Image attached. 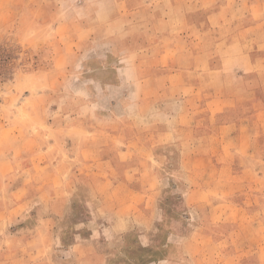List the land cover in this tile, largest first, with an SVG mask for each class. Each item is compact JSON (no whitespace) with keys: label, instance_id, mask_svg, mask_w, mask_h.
Returning <instances> with one entry per match:
<instances>
[{"label":"crops","instance_id":"crops-1","mask_svg":"<svg viewBox=\"0 0 264 264\" xmlns=\"http://www.w3.org/2000/svg\"><path fill=\"white\" fill-rule=\"evenodd\" d=\"M96 2L91 8L87 0L76 4L79 23L98 22L109 31L114 45L122 44L116 58L124 66L116 69L113 85L122 83L124 95L137 96L135 105L141 112L139 118L132 117L128 110L133 103L126 98L124 116L111 119L119 131L108 136L111 144L93 152L109 170L101 169L93 191L100 194L109 181L107 192L101 195L113 196L109 202L114 197L121 201L117 210L109 212L113 223L107 227L117 235L128 231L129 223L139 222L140 246L146 249L149 230L165 219L158 206L161 196L177 187L186 212L169 224L162 247L165 256L143 264H223V237L240 231L238 225L233 234H223V222H228L223 197L251 189L264 179L255 164L264 153V0ZM8 136L0 138V235L20 218L17 212L25 203L23 194L36 187L26 179L16 181L15 173L30 172L28 167L17 170L8 165L14 164L11 158L17 153L31 147ZM64 144L56 140L52 152L67 155ZM173 147L178 148L179 163L172 178L153 173L145 159L168 157ZM41 152L54 156L48 148ZM84 152L81 143L75 156ZM131 159H142V165H133ZM38 167L45 177L46 165ZM40 184L45 186L47 181ZM133 184L140 185L139 192L132 194L135 215L124 194L117 196L132 190ZM38 226L27 233L13 232L6 244L22 242L18 248L4 250L5 241L0 239V254L12 256L11 261L0 258V264H48L53 235L49 228ZM94 235L83 238L76 231L75 241L62 247L69 258L62 264L102 260L90 247Z\"/></svg>","mask_w":264,"mask_h":264},{"label":"rangeland","instance_id":"rangeland-1","mask_svg":"<svg viewBox=\"0 0 264 264\" xmlns=\"http://www.w3.org/2000/svg\"><path fill=\"white\" fill-rule=\"evenodd\" d=\"M79 1L0 0V138L10 135L15 143L20 141L31 147L17 153L11 158L14 164L8 165L17 170L28 167L30 172L15 173L16 181L26 179L36 186L23 194L25 203L17 212L20 218L0 239L5 241L4 250L14 249L22 242L6 244L13 232L27 233L38 224V229L49 228L54 250L48 264H62L69 259L62 247L75 241L76 231L83 238L95 232L90 247L95 248L96 256L102 260L90 264L155 262L165 256L162 247L171 220L186 209L177 187L165 192L158 203L165 219L149 230L146 249L140 246L139 222L129 223L130 228L124 234L113 235L109 231L107 226L113 223L109 212L118 209L122 194L132 203L131 214L135 215L136 198L132 194L139 192L140 185L133 184L132 190L118 192V200L114 197L112 202L108 199L110 195H101L107 192L109 181L100 194L93 191V181L102 177L98 175L101 169L108 170L101 159L93 157V152L109 144L108 136L119 131L111 119L114 115L124 116L122 104L126 98L133 103L128 110L132 117L139 118L141 112L135 105L137 96L124 95L122 83L120 87L113 85L116 69L124 66L116 58L122 44L114 45L109 31L98 22L83 21L81 25L76 14ZM87 4L91 8L97 2L87 0ZM59 139L65 141L67 151L62 157L52 152L54 142ZM81 143L84 156L77 158L76 150H80ZM46 148L54 156L49 158L41 152ZM177 149L171 148L173 154L168 157L145 159L149 169L161 177L172 178L179 163ZM131 160L133 165L142 161ZM255 164L264 177L263 151ZM39 165L42 169L46 165V179ZM44 180L47 184L42 186ZM261 181L251 189L223 197L228 221L223 222V234H233L238 225L236 229L240 230L227 239L223 237V264H264V179ZM40 219L47 222H37ZM59 234L63 235L62 241ZM19 254L23 256L22 252ZM11 257L0 254V258L8 261Z\"/></svg>","mask_w":264,"mask_h":264}]
</instances>
